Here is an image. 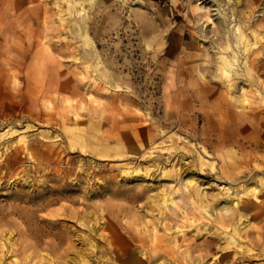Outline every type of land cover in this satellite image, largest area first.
I'll return each mask as SVG.
<instances>
[{
	"label": "rangeland",
	"instance_id": "1",
	"mask_svg": "<svg viewBox=\"0 0 264 264\" xmlns=\"http://www.w3.org/2000/svg\"><path fill=\"white\" fill-rule=\"evenodd\" d=\"M72 3L0 0V264H264V0Z\"/></svg>",
	"mask_w": 264,
	"mask_h": 264
},
{
	"label": "bare ground",
	"instance_id": "2",
	"mask_svg": "<svg viewBox=\"0 0 264 264\" xmlns=\"http://www.w3.org/2000/svg\"><path fill=\"white\" fill-rule=\"evenodd\" d=\"M73 2V0H68V4H69V7H71L72 6V3ZM74 5V4H73ZM234 17V16H233ZM230 18V17H229ZM235 19V17L234 18H230V19H228L229 20V24H231L232 22H233V20ZM221 21H224V20H222L221 19ZM255 25V24H254ZM221 26V25H220ZM227 28H228V26H227ZM230 28V27H229ZM232 28H234L235 29V31H236V33H237V42H238V44H243L244 43V46H246V47H251L252 45H251V43L249 44L248 42H247V40H246V35H245V33H244V30H242L241 28H240V26H239V24H237L236 22L235 23H233L232 24ZM248 28H250V30L252 31V34L255 36V38H259V32H258V30H257V28H253V27H251L250 25L248 26ZM221 31H223V30H221ZM220 32V31H219ZM232 32H233V29H232ZM227 34H228V31L226 32ZM203 35H205V33L203 34ZM224 35H225V33H224ZM201 36V35H200ZM216 36H217V33H216ZM202 38V37H201ZM225 39H227V40H225L224 41V43H225V48H228V47H231L232 45H231V43L230 42H232V41H229V36L228 37H226ZM257 40V39H256ZM202 41V40H201ZM217 42V41H216ZM207 44V43H206ZM208 49V48H207ZM239 50H241V49H239ZM239 50H233L236 54H238L237 52L239 51ZM233 52V53H234ZM250 52V51H249ZM234 53V54H235ZM235 54V55H236ZM234 55V56H235ZM238 56V55H237ZM200 59V58H199ZM238 59V58H237ZM236 58H230V57H228L225 53H224V51H223V49H221L220 47H218V46H213L212 47V49H209L208 50V53H207V57H206V60L205 61H207L208 63H210V65H212V66H214V68L215 67H217L218 69H219V71L221 72V74L222 75H228L230 72H229V70H230V68L232 69L233 68V66L235 65V60H237ZM204 60V59H203ZM242 62V61H241ZM211 68V67H210ZM204 69H208V68H204ZM213 70V69H212ZM209 72V71H208ZM208 74V73H207ZM205 75V74H204ZM213 75V74H212ZM233 75V74H232ZM222 77V76H221ZM236 77V76H235ZM234 76H232V77H227L226 79H224V81H227V84H228V86L232 89V93H233V96L235 95V91H234V87L232 88V86L235 84V82H236V78H235ZM240 77V76H239ZM238 78V77H237ZM223 81V82H224ZM240 81V80H239ZM242 81V80H241ZM245 83V82H244ZM242 85V84H241ZM250 86V85H249ZM73 117V116H72ZM102 137V136H101ZM181 160H184V158L181 156ZM251 191H253L252 189L250 190H246L245 191V193H249V192H251ZM206 196V198L204 199V197ZM204 200H207L206 202H204ZM213 201H214V197H213V195L212 194H209V195H207V194H205V193H203V194H198V197H197V203H198V207H200L202 210H206V206L207 205H209V204H211V203H213ZM167 202V199H164V203H166ZM236 204H238V203H240L239 202V200L236 198V202H235ZM160 212L162 213V211L160 210ZM220 215V217H212L211 218V221L212 222H215L216 224H218L219 222H220V220H222L225 224H224V226L226 227V228H229L230 227V234L228 235V238H226L225 240V245L223 246L224 248H223V252H225V251H228V250H230L229 248H230V245L233 243V242H235V235H239V232H240V230L242 229L241 228V213H238V214H235V213H232L231 215H228L227 217H222L221 216V214H219ZM218 215V216H219ZM223 225V224H222ZM154 230L156 231V228H154ZM153 232V234L151 235V238H152V241H151V244L152 243H154L155 242V240H156V238H157V236H156V232ZM229 232L227 231V230H220V232H218V235L219 234H228ZM224 241V240H223ZM82 243V242H81ZM85 244V243H84ZM86 245V244H85ZM89 246L91 247V251H94L95 249H96V247H97V245L94 243V242H92V241H89ZM157 246H155V247H152L150 250L152 251V250H154L155 248H156ZM80 251H81V249H79ZM234 251V254L235 255H237L238 253H239V251H237V250H233ZM141 254H143V251L141 252ZM44 256V255H43ZM45 258L46 259H48L47 257H46V255H45ZM184 259H185V261H186V263H188V264H190L191 263V261L190 260H192L193 259V262H194V260L195 259H197L196 257H192V254L189 252V253H187V254H185V256H184ZM79 260L81 261V262H85V255L83 254V253H80L79 254ZM166 264H169V262L167 261L166 262Z\"/></svg>",
	"mask_w": 264,
	"mask_h": 264
}]
</instances>
